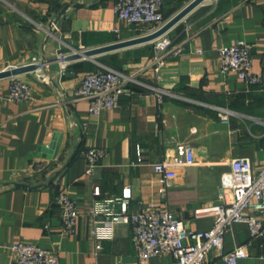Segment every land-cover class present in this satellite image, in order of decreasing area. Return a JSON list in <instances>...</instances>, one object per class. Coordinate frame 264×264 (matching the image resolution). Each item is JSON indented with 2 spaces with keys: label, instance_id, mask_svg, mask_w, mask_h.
Returning <instances> with one entry per match:
<instances>
[{
  "label": "crops",
  "instance_id": "1",
  "mask_svg": "<svg viewBox=\"0 0 264 264\" xmlns=\"http://www.w3.org/2000/svg\"><path fill=\"white\" fill-rule=\"evenodd\" d=\"M189 1L163 0L164 19ZM210 1L164 33L182 49L159 69L152 64L153 39L68 60L73 73L60 75L58 53L130 39L152 25L119 23L115 0H0V71L40 60L35 70L14 75L31 87L26 102L8 99L10 76L0 78V264L14 263L10 246L16 240L54 250L59 264H128L135 252L131 225L118 223L113 236L103 239L89 230L94 200L121 197L125 188L131 212L154 204L170 210L186 229L211 226L212 215L194 216L193 209L221 202L220 176L230 159H264V88L222 72L219 62L220 46L246 41L252 69L264 76V0ZM103 66L136 80L126 84L116 108L89 113L87 100L76 93L79 80ZM151 86L164 90L161 102ZM222 109L227 120L220 118ZM55 133L61 134L57 155L39 154ZM179 141L193 146L194 163L177 166L171 183L163 185L152 163L171 158ZM90 146L106 154L87 175ZM60 185L77 201L73 233L62 230L53 199ZM247 241V255L238 264H264V242L251 238L243 222L227 228L224 249ZM142 264H173V258L161 254ZM206 264L224 262L210 251Z\"/></svg>",
  "mask_w": 264,
  "mask_h": 264
},
{
  "label": "built area",
  "instance_id": "2",
  "mask_svg": "<svg viewBox=\"0 0 264 264\" xmlns=\"http://www.w3.org/2000/svg\"><path fill=\"white\" fill-rule=\"evenodd\" d=\"M210 3L213 5L214 0ZM162 4L163 0H115L113 11L119 23L152 25L149 32L143 33L148 34L166 21L162 15ZM181 49L180 44L174 45L173 39L165 34L155 38L152 55L154 69H159L167 57ZM251 49V43L246 41L220 46V70L233 72L239 79L264 88V76L252 69ZM67 54L68 52L57 54L60 75L73 73L68 68L69 61L65 58ZM39 61L32 57L29 63L38 64ZM37 78L44 80L45 76L38 73ZM134 80L135 77L128 72L103 66L84 72L76 93L87 100L89 113H98L103 109L116 108L126 84ZM151 88L155 90L158 102H161L164 90L153 86ZM30 97V85L14 75L10 76L7 98L14 102H26ZM225 110L219 112L222 120H227L228 117V111ZM105 154L106 149L103 147H88L85 150L84 174H91ZM193 163V146L179 141L174 146L173 156L152 163V169L163 185H169L176 176L177 166ZM163 185L158 188L161 195L165 192ZM220 191L221 202L206 203L193 209L194 216H213L212 224L207 229H186L183 222L170 210L154 204L144 205L138 212H131L127 204L130 190L125 188L121 197L94 200L90 208L89 230L96 238L103 239L113 236L116 224L131 225L135 252L134 259L128 264H142L161 254H170L173 264H206L210 251H215L224 264H238V260L247 255L250 241L225 250V233L232 223L243 222L247 225L251 238H260L264 242V159L258 163L245 156L230 159L229 168L220 176ZM93 194H100L99 186L93 188ZM53 199L59 207L62 230L73 233L79 215L76 199L62 185L55 191ZM186 239L190 241L185 242ZM96 248H100L99 243H96ZM10 249L14 253L13 264H59L57 252L37 244L16 240Z\"/></svg>",
  "mask_w": 264,
  "mask_h": 264
},
{
  "label": "water",
  "instance_id": "3",
  "mask_svg": "<svg viewBox=\"0 0 264 264\" xmlns=\"http://www.w3.org/2000/svg\"><path fill=\"white\" fill-rule=\"evenodd\" d=\"M203 0H190L187 4H185L179 11H177L174 15L168 18L157 30L148 33L139 35L130 39L116 41L112 43H108L105 45H100L97 47H91L86 49H74L70 53H68L65 58L67 60L77 59L81 57H92L102 52L110 51L115 48H119L126 45H131L139 42L149 41L157 38L158 36L164 34L171 26H173L178 20H180L184 15H186L190 10H192L195 6L201 3ZM38 67L37 63H26L22 65H18L15 67H10L8 69H3L0 71V78L16 75L25 71L35 70ZM61 143V134L55 133L52 137V140L48 145H41L39 147V151L41 155L54 158L59 150ZM20 186H24L25 184L17 183Z\"/></svg>",
  "mask_w": 264,
  "mask_h": 264
}]
</instances>
